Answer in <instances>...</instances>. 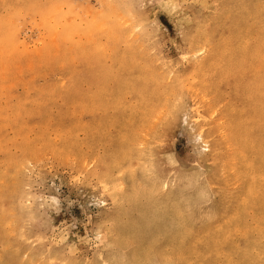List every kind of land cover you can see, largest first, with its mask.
I'll return each instance as SVG.
<instances>
[{
    "label": "rangeland",
    "instance_id": "1",
    "mask_svg": "<svg viewBox=\"0 0 264 264\" xmlns=\"http://www.w3.org/2000/svg\"><path fill=\"white\" fill-rule=\"evenodd\" d=\"M262 1L0 0V264H264Z\"/></svg>",
    "mask_w": 264,
    "mask_h": 264
},
{
    "label": "bare ground",
    "instance_id": "2",
    "mask_svg": "<svg viewBox=\"0 0 264 264\" xmlns=\"http://www.w3.org/2000/svg\"><path fill=\"white\" fill-rule=\"evenodd\" d=\"M244 1H246V0H244ZM255 1H257V0H255ZM258 1H261V0H258ZM240 2L243 3L242 1H240ZM262 2H264V1H262ZM252 3H253V2H252ZM252 3H251V4H252ZM244 5H245V4H244ZM246 5H248V4L246 3ZM246 5H245V6H246ZM241 6H242V4H241ZM249 6H250V5H249ZM263 6H264V5H263ZM242 7H244V6H242ZM257 7H259V5H257ZM240 8H241V7H240ZM250 8H251V6H250ZM233 9H234V8H233ZM236 9H239V8L236 7L234 10H236ZM241 9L243 10V8H241ZM241 9H240V10H241ZM245 9L247 10V7H246ZM245 9H244V10H245ZM252 9H253V8H252ZM258 9H260V8H258ZM246 10H245V11H246ZM254 10H255V9H254ZM262 10H264V9L262 8ZM231 11H232V10H231ZM250 11H251V10H250ZM228 12H229V11H228ZM236 12H237V11H236ZM248 12H249V10H248ZM252 12H253V11H252ZM254 12H255V11H254ZM254 12H253V13H254ZM233 13H235V11L232 12L231 15H232ZM238 13H239V12H238ZM245 13H246V12H245ZM245 13L242 12V16H243ZM260 13H261V12H259V14H260ZM235 14H236V13H235ZM239 14H241V13H239ZM247 14H248V13H247ZM255 14H258V13H255ZM261 15H262V13H261ZM261 15H260V16H261ZM233 16H234V15H233ZM237 16H238V14H237ZM245 16H246V15H244V18L246 19L247 16H246V17H245ZM253 16L255 17L256 15H253ZM257 16L260 17L259 15H257ZM134 18H135V17H134ZM244 18H242V20H243ZM262 18H263V17H262ZM262 18L260 17V19H262ZM221 19H222V18H221ZM232 19H233V18H232ZM254 20H259V19H258V18H256V19L253 18V21H254ZM231 21H233V20H231ZM247 21H248V18H247ZM247 21H246V22H247ZM263 21H264V20H263ZM263 21H262V22H263ZM234 22H235V21H233L231 24L233 25ZM237 22H238V21H237ZM237 22H235V23H237ZM243 22H244V21H243ZM246 22H244L245 25L243 26V31L246 30V28H244V27L246 26ZM120 23H121V22H120ZM249 23H251V21H250ZM231 24H230V26H231ZM237 24H238V23H237ZM237 24H236L235 27H236L237 30H238L239 27H237ZM251 24H252V23H251ZM255 24H258V23H255ZM259 24H261V22H260ZM226 25H228V24H226ZM234 25H235V24H234ZM247 25H248V24H247ZM249 25H250V24H249ZM230 26H229V27H230ZM253 26H255V25H252V27H253ZM262 27H263V26H262ZM227 28H228V27H227ZM230 28H233V27H230ZM247 28H248V27H247ZM250 28H251V27H250ZM258 28H259V27H258ZM263 28H264V27H263ZM205 29H206V28H205ZM207 29H208V28H207ZM228 29H229V28H228ZM241 29H242V27H241ZM244 29H245V30H244ZM234 30H235V28H234ZM255 30H256V29H255ZM255 30H254V31H255ZM259 30L261 31V30H263V29H262V28H261V29L259 28V29L257 30V32H258ZM241 31H242V30H241ZM243 31H242V32H243ZM203 32H204V31H203ZM218 32H219V31H218ZM231 32H232V29H231ZM231 32L228 30V33H231ZM234 32H235V31H234ZM246 32H247V31H245V34H247ZM262 32H263V31H262ZM249 33H250V32H249ZM249 33H248V34H249ZM251 33H252V32H251ZM258 33H259V32H258ZM233 34H234V33H232V35H233ZM235 34H236V32H235ZM242 34H243V33H242ZM248 34H247V35H248ZM254 34H255V33H254ZM120 35H121V34H120ZM226 35H227V34H226ZM228 35H229V34H228ZM232 35H230V36H232ZM243 35H244V34H243ZM247 35H246V36H247ZM250 35H251V37H253L252 34H250ZM263 35H264V33H263ZM263 35H262L261 37H263ZM237 36H239V37L242 39V36H240V34H237ZM246 36L243 37V38H246ZM248 36H249V35H248ZM248 36H247V37H248ZM255 36H256V35H255ZM191 37H192V36H191ZM222 37L224 38V36H222ZM230 38H231V37H230ZM233 38H234V37H233ZM233 38H232V39H233ZM236 38H237V37H235V39H236ZM255 38H256V37H255ZM255 38H254V39H255ZM257 38H258V36H257ZM198 39H199V38H198ZM198 39H196V40H198ZM225 39H226V38H225ZM238 39H239V38H238ZM261 39H262V38H261ZM245 40H246V39H245ZM249 40H250V39H249ZM256 40H257V39H256ZM258 40H259V38H258ZM258 40H257V42H258ZM263 40H264V39H263ZM224 41H225V40H224ZM226 41H227V40H226ZM228 41H229V40H228ZM230 41H233V40L230 39ZM259 41H260V40H259ZM233 42H234V41H233ZM235 42H236V41H235ZM235 42H234V43H235ZM237 42H239V41L237 40ZM253 42H254V41H253ZM222 43H223V42H222ZM229 43L231 44L232 42H228V43H226V44H228L227 46H229ZM246 43H247V42H246ZM255 43H256V42H255ZM237 44H238V43H237ZM259 44H260V43H259ZM263 44H264V43H263ZM119 45H120V44H119ZM240 45H241V44H240ZM242 45H244V42L242 43ZM245 45H246V44H245ZM250 45H251V43H250ZM254 45H256V44H254ZM257 45H258V44H257ZM142 46H143V45H142ZM227 46H225V47H227ZM236 46H237V45H236ZM251 46H252V45H251ZM222 47H223V46H222ZM234 47H235V46H233V43H232V46H231V48H233L232 50H234ZM243 47H244V46H243ZM248 47H249V46H248ZM252 47H253V46H252ZM262 47H263V46H262ZM228 48H229V47H228ZM257 48H258V47H257ZM146 49H147V48H146ZM224 49H226V48H224ZM224 49H223V50H224ZM236 49H238V48H236ZM239 49H240V48H239ZM242 49H245V51H246L247 47H246V48H245V47H244V48L241 47V50H242ZM227 50H228V53H226V54H229V50H230V48H229V49H226V51H224V52H227ZM232 50H230V55H231L232 53H234V52L231 53ZM263 50H264V48H263ZM136 51H137V50H136ZM220 51H222L221 48H220ZM238 51H239V50H238ZM247 51H248V49H247ZM247 51H246V52H247ZM249 51H250V49H249ZM256 51H257V50H256ZM239 52H240V51H239ZM241 52H242V51H241ZM241 52H240V53H241ZM251 52H252L251 54H253L255 51H254V52L251 51ZM259 52H260V51H259ZM262 52H264V51H262ZM222 53H223V52H222ZM247 53H249V52H247ZM226 54H224V56H225ZM237 54H239V53L236 52V54H233V56H234V55L237 56ZM243 54H245V53H243ZM217 55H218V54H217ZM222 55H223V54H222ZM246 55H248V54H246ZM226 56H227V55H226ZM226 56H225V57H226ZM228 56H229V55H228ZM228 56H227V57H228ZM233 56L231 55V57H233ZM235 56H234V57H235ZM248 56H249V55H248ZM262 56H264V55H262ZM262 56H261V57H262ZM134 57H135V56H134ZM239 57H241V56H239ZM239 57H238V58H239ZM246 57H247V56H246ZM256 57H259V56H256ZM256 57H255V58H256ZM218 58H221V57H218ZM222 58H223V57H222ZM238 58H237V59H238ZM242 58H243V57H242ZM255 58L253 59V61L257 59V58L255 59ZM214 59H215V58H214ZM227 59H228V58H227ZM231 59H232V58H231ZM259 59H260V57H259ZM233 60H234V58H233L232 60H230V62L233 61ZM251 60H252V58H251ZM125 61H126V60H125ZM222 61H224V59H223ZM225 61H226V60H225ZM228 61H229V60H228ZM228 61H227V62H228ZM235 61H236V59H235L233 62H235ZM248 61H249V59H248ZM240 62H242V59H241ZM255 62H256V61H255ZM258 62H259V61H258ZM258 62H256V63H258ZM212 63H213V61H212ZM225 63H226V62H225ZM237 63H238V62H237ZM248 63H249V62H248ZM251 63H252V62H251ZM259 63H260V62H259ZM259 63H258L257 66H260ZM238 64H239V65H238ZM238 64H237V65H238L239 67H241V66H240V63H238ZM241 64H242V63H241ZM260 64H264V63H260ZM119 65H121V64L119 63ZM123 65H124V64H123ZM126 65H128V64H126ZM129 65H132V64H129ZM129 65H128V66H129ZM255 65H256V64H255ZM255 65H254V66H255ZM248 66H249V65H248ZM252 66H253V65H252ZM254 66H253V67H254ZM257 66H256V67H257ZM261 66H262V65H261ZM263 66H264V65H263ZM263 66H262V68H264ZM123 67H124V66H123ZM125 67H126V66H125ZM209 67H212V66H209V65H208V68H209ZM204 68H205V67H204ZM206 68H207V67H206ZM206 68H205V69H206ZM208 68H207V69H208ZM237 68H238V67H237ZM250 68H251V67H250ZM128 69H129V68H128ZM205 69H203V70H205ZM207 69H206V70H207ZM209 69H211V68H209ZM209 69H208V70H209ZM222 69H223V68H222ZM243 69H244V67H243ZM246 69H248V67H246L245 70H246ZM256 69H257V68H256ZM201 70H202V69H201ZM203 70H202V72H203ZM206 70H205V71H206ZM235 70H236V68H235ZM235 70H232V71H235ZM237 70L240 71L239 69H237ZM248 70H249V69H248ZM253 70H254V69H253ZM257 71H258V70H257ZM261 71H262V70H261ZM245 72H246V71H245ZM200 73H201V72H200ZM239 73H240V72H239ZM248 73H249V72H248ZM261 73H263V72H261ZM211 74H212V73H211ZM224 74H225V73H224ZM227 74H228V73H227ZM227 74H226V75H227ZM231 74H232V73H231ZM242 74H244V73L242 72ZM242 74H240V75H242ZM229 75H230V74H229ZM237 75H239L238 72H237ZM252 75H253V74H252ZM221 76L223 77L224 75L221 74ZM258 76H259V75H258ZM227 77H228V80H229V78H231L232 76H230V77L227 76ZM227 77L224 76L223 78H226V81H227ZM233 77H234V76H233ZM244 77H245V76H244ZM235 78H238V77H235ZM252 78H253V76H252ZM179 79H180V78H179ZM181 79H182V78H181ZM216 79H217V78H216ZM245 79H246V78H245ZM233 80H234V78H233ZM236 80H237V79H236ZM243 80H244V79H243ZM246 81H247V80H246ZM256 81H257V80H256ZM213 82H214V81H213ZM254 82H255V80H254ZM226 83L228 84V82H226ZM234 83H235V80H234ZM247 83H248V82H247ZM247 83H245V84H247ZM208 84H209V83H208ZM211 84H212V83H211ZM236 84H237V83H236ZM249 84H250V83H248L247 85H249ZM213 85H214V84H213ZM220 85H221V84H220ZM135 86H136V85H135ZM153 86H154V85H153ZM179 86H180V85H179ZM179 86H178V87H179ZM234 86H235V85H234ZM245 87H246V86H245ZM176 88H177V87H176ZM196 88H197V87H196ZM210 88H211V87H210ZM236 88H237V87H236ZM250 88H251V87H250ZM252 88H253V87H252ZM255 88H256V92H255V100H254V103L252 102L253 104H251L250 107H247V106H246V107H244V108H246V110H247V112H248V118H249V116H250L249 114H251V115L254 114L253 116H254L255 120L258 119L260 122L262 121V123H264V122H263V121H264V75H263V74H262V76L260 75V77H259V79H258V81H257V87L255 86ZM194 89H195V88H194ZM200 89H201V88H200ZM151 90H152V88H151ZM154 90H155V89H154ZM170 90H171V91H170ZM170 90H168V91H170V93H168V94L172 95L173 93L171 94V92H172L173 90H172V89H170ZM213 90H214V89H213ZM253 90H254V89H253ZM152 91H153V90H152ZM152 91H151V92H152ZM168 91H167V92H168ZM254 91H255V90H254ZM72 92H73V91H72ZM75 92H76V91H75ZM75 92H74V93H75ZM155 92H156V91H155ZM155 92H154V93H155ZM167 92H166V95H167ZM241 92H242V91H241ZM249 92H251V90H249ZM75 94H76V93H75ZM217 94H218V93H217ZM238 94H240V93H238ZM249 94H250V93H249ZM249 94H248V96H250ZM145 95H146V94H145ZM152 95H153V94H152ZM241 95H242V94H241ZM253 95H254V93H253ZM70 96H71V95H70ZM158 96H159V95H158ZM158 96H157V98H158ZM162 96H163V95H162ZM167 96H168V95H167ZM246 96H247V95H246ZM243 97H244V96H243ZM243 97H242V98H243ZM251 97H252V96H251ZM80 98H81V97H80ZM142 98H143V96H142ZM144 98H145V97H144ZM160 98H161V97H160ZM219 98H220V97H219ZM247 98H248V97H247ZM252 98H253V97H252ZM245 100H246V99H245ZM252 100H253V99H252ZM249 102H250V101H249ZM167 106H169V104H168ZM242 106H243V105H242ZM166 108H167V107H166ZM173 108H174V107H173ZM242 108H243V107H242ZM242 108H241V109H242ZM244 108H243L242 110H244ZM151 109H153V111H154V108H153V107H152ZM168 109H169V108H168ZM168 109H167V111H168ZM241 109H240V110H241ZM240 110H239V112H240ZM242 110H241V111H242ZM171 111H173V110H171ZM169 112H170V111H168V113H169ZM147 113H148V112H147ZM149 113H152V112H149ZM241 113H243V111H242ZM241 113H240V114H241ZM252 113H253V114H252ZM169 115H171V112H170ZM172 116L174 117V115H172ZM244 116H245V120H246L247 118H246L245 113H244ZM250 118H253V117L250 116ZM262 119H263V120H262ZM252 120H253V119H252ZM255 120H254V121H255ZM239 121H240V120H239ZM175 122H176V121H175ZM175 122H174L173 124H175ZM246 122H247V120H246ZM248 122H249V121H248ZM250 122H251V121H250ZM240 123H241V122H240ZM251 124H252V122L250 123V125H251ZM253 124H255V123H253ZM256 124H258V123H256ZM230 125H231V124H230ZM241 125H242V123H241ZM243 125H245V124H243ZM251 126H252V125H251ZM253 126H255V125H253ZM262 126H263V125H262ZM240 127H241V126H240ZM242 127H243V126H242ZM246 127H247V125H246ZM246 127H244V128H246ZM248 127H249V126H248ZM256 127H258V125H257ZM256 127H254V128H256ZM192 129H193V128H192ZM259 129H260V126H259ZM247 130H248V129H247ZM249 130H250V129H249ZM249 130H248V131H249ZM261 131H264V130L262 129ZM245 132H246V131H245ZM249 132H251V130H250ZM255 132H256V131H255ZM255 132H254V133H255ZM257 133H258V131H257ZM262 133H263V132H262ZM255 134H256V133H255ZM213 135H214V134H213ZM243 135H244V137H245V134H243ZM248 136H249V135H248ZM198 137L201 138V141L204 143V139H203V137H202L201 135H199ZM257 137H258V136H257ZM258 140H259V139H258ZM251 145H252V142H251ZM149 153H150V152H149ZM149 153H148V156H149ZM151 154H153V153H151ZM151 154H150V155H151ZM152 157H154V156H152ZM149 158H151V156H150ZM216 158H217V157H216ZM258 158H259V157H258ZM218 159H219V157H218ZM221 160H222V159H221ZM263 160H264V159H263ZM263 160H262V161H263ZM218 161H219V160H218ZM221 163H222V162H221ZM262 163H263V162H262ZM262 163H261V164H262ZM222 164H223V163H222ZM263 166H264V164H263ZM222 168H223V167H222ZM220 169H221V168H220ZM260 169H261V168H260ZM221 171H222V170H221ZM263 171H264V170H263ZM262 178H263V177H262ZM262 190H264V189H262ZM262 193H263V192H262ZM151 194H152V193H150V195H151ZM152 197H153V199H155L154 194L152 195ZM152 197H151V200H153ZM165 199H166V198H165ZM165 199L161 197V198H159V199H155V200H156V201H161V203H162V204L164 203V205H165V204H167V200H165ZM151 202H152V201H151ZM263 202H264V201H263V199H262V203H263ZM152 203H153V202H152ZM171 203H172V202H171ZM260 204H261V203H260ZM257 205H258V203H257ZM175 208H176V206H175ZM168 210H169V212H171L170 209H168ZM181 210H182V209H181ZM165 212H166L165 210H162L161 213H160V216L163 217L164 214H165ZM170 214H171V213H170ZM170 214H168V215H170ZM172 214H174V211H173ZM175 214L178 215L177 208H176V210H175ZM180 214H181V213H180ZM176 215H175V217H177ZM183 215H186V214H183ZM171 216H172V215H171ZM166 217H167V216H166ZM178 217H179V216H178ZM181 217H182V216H181ZM168 218H169V217H168ZM153 219H154V218H153ZM179 219H181V218H179ZM186 219H188V218H186ZM189 219H190V217H189ZM177 220H178V219H177ZM191 221H192V219H191ZM191 221H190V223H191ZM156 222H157V221H156ZM157 223H158V222H157ZM208 223H209V222H208ZM227 223H228V222H227ZM180 224H181V223H180ZM193 224H195V223H193ZM205 224H206V223H205ZM209 224H210V223H209ZM184 225H185V224H184ZM229 225H230V224H229ZM202 226H203V225H202ZM180 227H181V226H180ZM183 227H184V226H183ZM194 227H195V226H194ZM211 228H212V227H211ZM215 230H216V229H215ZM186 234H187V233H186ZM179 237H180V236H179ZM161 243H162V242H161ZM154 245H155V244H154ZM156 245H157V244H156ZM154 250H155V249H154ZM163 251H164V250H163ZM135 252H136V251H135ZM192 253H193V252H192ZM157 254H158V253H157ZM159 254H160V253H159ZM170 254H172L173 257H177V256H178L175 252L172 253V252L170 251ZM180 254H181V253H180ZM151 255H152V254H151ZM182 255H185V254H182ZM192 255H193V254H192ZM192 255H190V256H192ZM168 257H169V256H168ZM149 259H150V258H149ZM153 259H154V258H153ZM165 259H166V258H165ZM167 259H168V258H167ZM182 259H183V258H182ZM182 259H181V261H182ZM136 260H137V259H136ZM171 260H172V258H171ZM169 261H170V260H169ZM173 261H174V260H173ZM183 261H184V259H183ZM139 262H140V261H138V263H139ZM166 262H167V261H166ZM140 264H141V263H140Z\"/></svg>",
    "mask_w": 264,
    "mask_h": 264
}]
</instances>
